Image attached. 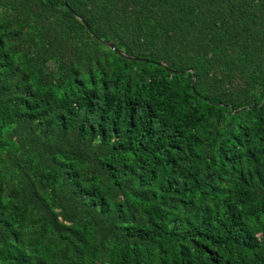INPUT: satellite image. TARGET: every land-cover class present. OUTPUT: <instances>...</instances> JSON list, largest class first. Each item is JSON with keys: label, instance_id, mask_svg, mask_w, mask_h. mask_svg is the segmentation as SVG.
Masks as SVG:
<instances>
[{"label": "trees", "instance_id": "trees-1", "mask_svg": "<svg viewBox=\"0 0 264 264\" xmlns=\"http://www.w3.org/2000/svg\"><path fill=\"white\" fill-rule=\"evenodd\" d=\"M0 264H264V0H0Z\"/></svg>", "mask_w": 264, "mask_h": 264}, {"label": "water", "instance_id": "water-1", "mask_svg": "<svg viewBox=\"0 0 264 264\" xmlns=\"http://www.w3.org/2000/svg\"><path fill=\"white\" fill-rule=\"evenodd\" d=\"M65 6H66V4H64ZM78 19L82 22V24L85 26V28L92 34V35H94L93 34V32L89 29V27H88V25L86 24V22L85 21H83L81 18H79L78 17ZM108 48H110V49H113L114 50V47L111 45V44H109V43H106L105 44ZM116 51V50H115ZM120 55H123L121 52H118Z\"/></svg>", "mask_w": 264, "mask_h": 264}]
</instances>
